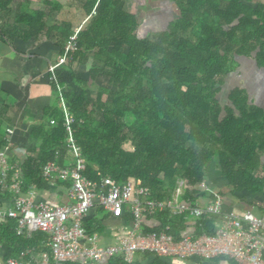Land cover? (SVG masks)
I'll list each match as a JSON object with an SVG mask.
<instances>
[{
	"label": "trees",
	"instance_id": "16d2710c",
	"mask_svg": "<svg viewBox=\"0 0 264 264\" xmlns=\"http://www.w3.org/2000/svg\"><path fill=\"white\" fill-rule=\"evenodd\" d=\"M10 1L0 0V34L8 40H25L27 32L52 39L62 54L73 30L64 21L46 23L54 1L46 0V10L15 15L11 25L3 23ZM76 1L90 18L55 76L73 118L84 176L95 182L134 180L148 187L154 200L169 198L182 181L185 197L193 200L198 185H207L208 166L216 163L233 199H264V105L254 104L249 87L242 85L228 93L226 105L219 99L240 66L238 58L252 59L264 70V0H173L178 17L162 32L147 34L141 33L146 27L139 16L124 8V0ZM80 65L86 67V77L78 72ZM99 76L107 79L106 85L96 83ZM51 90L57 98L53 82ZM57 111L55 105L45 109L44 122L29 133L39 145L20 165L27 190L47 191L49 184L41 176L47 163L62 167L73 162ZM220 195L223 199L225 193ZM254 206L262 207L258 202ZM110 215L133 220L128 209L120 218ZM152 217L164 225L183 219L168 221L167 211ZM217 220L216 215L200 220L201 231L213 234ZM43 234L18 235L13 220L0 222L2 259L19 261L26 248L43 242ZM106 264L128 263L116 256Z\"/></svg>",
	"mask_w": 264,
	"mask_h": 264
},
{
	"label": "built area",
	"instance_id": "2783aa9c",
	"mask_svg": "<svg viewBox=\"0 0 264 264\" xmlns=\"http://www.w3.org/2000/svg\"><path fill=\"white\" fill-rule=\"evenodd\" d=\"M81 24L74 28L72 35L65 42L63 53L49 66L50 79L56 86L61 106L66 148L73 162L70 165L66 163L64 168L48 163L41 170L42 179L49 185H53L55 181H70L68 198L71 201L65 205H55L25 199L22 195L25 194L22 173L17 167L27 157L25 150H14L13 155L20 159V162L8 163L12 147V129H6L5 145L0 148V192H7L12 196V201L8 202L7 207H0V222L5 219L13 220L18 235L30 236L34 232L48 235L47 247L51 261L45 253L41 254L40 261L23 262L13 258L3 260L0 244V264H102L103 261L116 256H121L128 264H133L138 252L182 260L193 257L230 258L239 264H264V215L258 216L251 210L243 213L223 212L222 196L206 184L198 185L192 192L193 200H179L183 195L180 192L175 193L173 199L154 200L149 190L137 182L117 183L108 177L95 182L84 176L85 162L71 129L73 118L68 117L69 112L55 76V72L69 61L68 56L75 51V41L82 28ZM54 123V119L50 121V124ZM178 184L185 191V183L180 181ZM215 192L217 194H214ZM214 195V202L208 201L214 199ZM97 206L117 218L123 216L125 209L133 215V220L122 227L124 236L111 246L97 245V236L89 235L83 225L84 219ZM162 211H168L172 216L190 215L200 220H208L216 215L217 228L213 234L179 237H175L171 232V224L159 231H147L148 221ZM22 255L25 256V252Z\"/></svg>",
	"mask_w": 264,
	"mask_h": 264
},
{
	"label": "crops",
	"instance_id": "0c3cea01",
	"mask_svg": "<svg viewBox=\"0 0 264 264\" xmlns=\"http://www.w3.org/2000/svg\"><path fill=\"white\" fill-rule=\"evenodd\" d=\"M53 1L55 7L47 19L46 23L48 25H54L56 22L64 21L66 24H69L71 30H74V28L78 27L83 22V19L89 15L79 4H77L76 8H71V13L68 16L63 17L61 16L62 11H68V7L66 6L67 8L64 9L62 6L63 3L60 2V0L59 2L56 0ZM45 2L46 0H11L9 6V16L3 23L7 22L11 25L15 20V15L25 11L46 10ZM56 5H61L62 7L57 8L58 6ZM124 8L127 11L133 12L139 16V21L141 22L140 25H142L143 21L149 14L152 18L154 17V24H156V22H158L156 21L157 19L163 20L164 17L173 16L175 13V4L173 0H132V3L130 0H124ZM56 15L61 16L62 19H51L52 16L55 17ZM141 15L142 17H140ZM1 25L2 23L0 21V26ZM25 37V40L20 38L8 40L0 34V138L3 139V143L0 148L2 149L5 145L4 137L6 135V129H12L13 133L10 135L12 147L9 152L10 156L8 157L9 164H14L16 161L20 160L13 155L14 150L23 148L25 150V156L28 157L29 154H31V150H33L35 146L39 145L38 141H34L30 138L29 133L32 129L40 127V125L44 122V110L54 105L52 103V99L54 98L51 90L52 81L50 79L48 67L50 64L54 63L57 56L61 54L60 48L52 39H47L48 41L44 38L37 39L32 34L31 36L30 34L28 35V32L25 34ZM238 72L239 70L237 68V71L234 72L235 74L233 73L231 75V78L239 76ZM56 107L58 109L57 113L61 114L59 102ZM53 119L56 123V117ZM49 121L51 120L49 119ZM26 158H24L21 162L19 161L20 163L17 166L19 169H21L20 165ZM70 160L71 156L69 154L66 162H70ZM65 165L66 163L62 167L59 165L56 166L64 168ZM70 185V181H55L53 185H48L46 192H40L27 190L25 184L23 183L25 194L23 193L22 195L25 199L35 202L45 201L55 205H65L71 201L68 198ZM226 187L227 188L224 191L214 189L217 190L219 194H222L223 192L225 193L223 196L224 212L243 213L251 210L258 216L264 215V199L262 197L252 195L248 197L247 202L238 201L233 199V196L228 194V184ZM185 194L178 199L187 200ZM174 196L175 192L165 200L173 199ZM10 201H12V196L10 194L7 192H0V207H7L9 205L8 202ZM254 202H258L262 207L259 208L254 206ZM110 214V212L101 208L93 209V211L84 219L83 223L86 230H88L87 227L89 228V232L92 233L91 236H97L98 240L96 241V244L103 247L111 246L117 243L119 239L124 236V230L122 227L128 225L129 223L125 219L120 221L119 219L113 218ZM174 217L176 216H172L171 213L168 212V221L174 219ZM217 221H213L214 231L212 233H215ZM171 225V232L175 237H179L180 235L197 236L198 234L207 233L201 231L200 219L191 217L190 215L183 217V219L179 220V223L175 221L174 223H171ZM166 226L167 224H161L159 219L156 217H153V219L148 221L146 224V228L151 229L149 231L156 230L157 228L162 230ZM88 234L90 235V233ZM42 238L43 242L38 243L33 248H26L25 256L20 255L19 261H23L25 257L29 258V262L40 261L42 253L47 254L49 261H51L48 249L45 250V248H43L47 247L48 235L43 234ZM106 263H108V260L103 261L102 264ZM133 264L239 263L230 258L202 259L199 257H193L182 260L177 258L161 257L148 252H138L135 254Z\"/></svg>",
	"mask_w": 264,
	"mask_h": 264
},
{
	"label": "rangeland",
	"instance_id": "374dc122",
	"mask_svg": "<svg viewBox=\"0 0 264 264\" xmlns=\"http://www.w3.org/2000/svg\"><path fill=\"white\" fill-rule=\"evenodd\" d=\"M59 2V0H56ZM132 3V0H130ZM60 2L63 3V8H67L68 7V11H62L61 16L66 17L71 13V8H76L77 6V1L76 0H60ZM252 3L254 4V1H252ZM67 6V7H66ZM59 15H56L55 17H51V19L54 18H58V19H62V17ZM142 17V15L140 16ZM178 17V11L176 9V13L173 14V16H169V17H164V19H157L156 24H154V17L152 18V16H150V14L148 15V17L143 21L142 25L143 28L146 27L145 29L141 28V33L143 34V32L145 31L146 34L151 32V31H156V32H162L163 30H165L169 24L168 21L170 20H174ZM90 16L87 15L84 19H83V23L81 24L82 26H85L86 23L88 22ZM238 60L240 61V66L238 67V75L236 78H231L229 80L226 81V84L223 86V90L221 92V94L219 95V99L221 101V104L224 106L228 103L227 101V95L228 93L236 87H240V85L244 86V87H249V94L251 96H249V98H254L253 99V103L257 104V105H264V70L260 69L256 66V63L254 60L252 59H247V58H243L240 57L238 58ZM50 66V65H49ZM79 73H82L85 77L87 75V69L86 67L80 65L77 68ZM48 71H49V67H48ZM235 74V73H234ZM232 75V74H231ZM96 83L99 85H106L107 83V79L99 76L96 79ZM225 95V96H224ZM58 102L59 99L57 100L56 97H54L52 99V103L55 106H58ZM61 108V106H60ZM64 116V113L63 115ZM68 117L70 119H72V117L68 114ZM207 178H206V183L208 186L212 187L213 190L214 189H218L220 191H224L227 187V182L226 179L223 177L221 171L218 169L217 164L216 163H212L208 166L207 168ZM134 183H136L134 180H130ZM139 183V182H137ZM136 183V184H137ZM141 185V187L146 188L149 190L152 199H153V194L151 192V190L146 187L143 186L141 183H139ZM217 191V190H214ZM178 192L185 194L184 189L179 187V184H177V189L175 191V193L177 194ZM214 194H217V192H215ZM199 195H202V193H199ZM215 200V195H214V199H209L208 201H212L214 202Z\"/></svg>",
	"mask_w": 264,
	"mask_h": 264
}]
</instances>
